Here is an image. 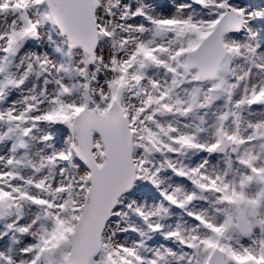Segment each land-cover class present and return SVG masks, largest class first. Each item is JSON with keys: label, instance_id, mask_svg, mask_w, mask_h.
Here are the masks:
<instances>
[{"label": "snow or ice", "instance_id": "obj_1", "mask_svg": "<svg viewBox=\"0 0 264 264\" xmlns=\"http://www.w3.org/2000/svg\"><path fill=\"white\" fill-rule=\"evenodd\" d=\"M0 264H264V0H0Z\"/></svg>", "mask_w": 264, "mask_h": 264}]
</instances>
